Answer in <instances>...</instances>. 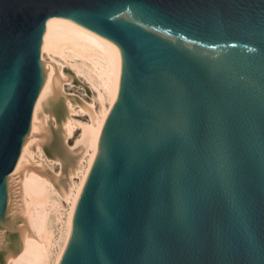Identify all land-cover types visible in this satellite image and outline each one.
I'll return each mask as SVG.
<instances>
[{
	"label": "water",
	"instance_id": "obj_1",
	"mask_svg": "<svg viewBox=\"0 0 264 264\" xmlns=\"http://www.w3.org/2000/svg\"><path fill=\"white\" fill-rule=\"evenodd\" d=\"M44 37L116 98L57 264H264V0H0V264L27 238L12 173L57 79Z\"/></svg>",
	"mask_w": 264,
	"mask_h": 264
},
{
	"label": "bare ground",
	"instance_id": "obj_2",
	"mask_svg": "<svg viewBox=\"0 0 264 264\" xmlns=\"http://www.w3.org/2000/svg\"><path fill=\"white\" fill-rule=\"evenodd\" d=\"M40 56L57 79L43 83L12 173L27 218L25 247L14 264L58 263L72 206L116 100L102 68L74 43L44 37ZM76 83L90 90V100H75Z\"/></svg>",
	"mask_w": 264,
	"mask_h": 264
},
{
	"label": "rangeland",
	"instance_id": "obj_3",
	"mask_svg": "<svg viewBox=\"0 0 264 264\" xmlns=\"http://www.w3.org/2000/svg\"><path fill=\"white\" fill-rule=\"evenodd\" d=\"M43 58L46 60V62L48 63H52L49 58L46 55H43ZM71 74H68L67 77H70ZM77 86L73 87V89H71L70 91L73 92V94L75 95V100L78 102L79 100H90V90L88 91V89H86L84 86L82 87V85L76 83ZM65 88L68 90L67 85H65ZM83 98V99H82ZM81 119H89L88 115H82L80 116ZM70 142L73 141V139H69Z\"/></svg>",
	"mask_w": 264,
	"mask_h": 264
}]
</instances>
